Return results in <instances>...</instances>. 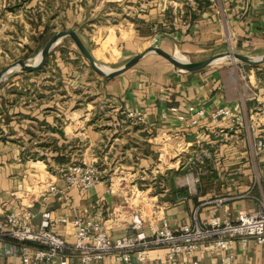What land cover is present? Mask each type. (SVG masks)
<instances>
[{"label": "crops", "instance_id": "0c3cea01", "mask_svg": "<svg viewBox=\"0 0 264 264\" xmlns=\"http://www.w3.org/2000/svg\"><path fill=\"white\" fill-rule=\"evenodd\" d=\"M47 1L50 0L31 2L33 6H44ZM93 1L97 2L75 0L69 4L79 8H90L95 4L101 8L136 9L138 5L140 8L144 5L140 3L142 0H100L98 4ZM55 2L59 4L58 0ZM148 7L158 9L155 16L126 20L127 29L124 35L121 34L123 37L119 38L116 50H108L105 55L102 52V59L89 50L94 59L103 65L106 64L104 60L109 59L131 60L153 46L156 35H162V51L179 57L178 46L186 61L192 63L226 53L222 22L211 0H149ZM225 10L236 54L263 56L264 0H225ZM170 11L171 16H166ZM41 21H35L32 34L38 43L46 46L54 35L51 37L42 30L44 23ZM140 27L148 30L150 35L141 34ZM66 39L38 70L16 71L0 87V198L3 212L19 213L26 209L36 225L46 210L57 218L104 220L128 202V210H140L144 227L148 229L159 226L162 220L177 228L190 223L195 214L200 220L212 217L226 220L239 212L258 210L257 203L246 197L232 199L221 206L206 204L220 198L243 196L251 190L253 178L245 158L241 132L231 128L228 122L215 127L207 118L199 126L189 127L170 109L177 108L181 115L187 116L190 106L212 112L218 107L235 105L239 95L236 71L244 78L249 106L262 109L264 64L239 63L237 70L231 64L225 67L217 64L185 72L160 55L150 54L126 73L110 80L101 76L98 80L87 76L75 62L66 64L68 59H79L73 48L68 53L71 58L62 54L69 50L64 45ZM28 43L29 39L25 37L24 45ZM82 76L84 78L80 80ZM126 111L140 113L144 123L129 122L123 114ZM177 147L188 149L191 154L200 150L213 154V160L205 164L207 174L193 188L183 185L181 178L184 175L171 179L162 177L163 174L160 177L154 175L160 148L172 152ZM98 161L106 168L114 166L115 170L128 171L126 178H116L111 191L107 181L87 192L65 190L60 176L66 166ZM178 162L174 164L178 166ZM260 166L264 169V158ZM183 172L175 171L174 174ZM142 173L148 174L147 178L139 177L142 185H147L143 194L148 187L152 186L151 190H154L153 185H157L156 195L145 196L138 189L136 177ZM128 176L136 179V183L128 189L118 187V181L127 180ZM54 184L61 190L58 195L49 193ZM252 193L258 195L257 190ZM140 197L142 200L136 201ZM56 231L72 242L70 227L58 226ZM126 231L127 225L120 223L111 233L117 236ZM12 245L11 240H0V264H20L19 256L10 253ZM227 256L231 257L230 261L225 260ZM70 264L80 263L72 259ZM100 264L123 263L108 257ZM128 264L172 263L165 258L164 251L158 249L149 253L146 262L139 263L132 258ZM176 264H264V245L249 241L243 248L237 243L228 251L218 250L213 254L204 245L191 255L180 256Z\"/></svg>", "mask_w": 264, "mask_h": 264}, {"label": "built area", "instance_id": "2783aa9c", "mask_svg": "<svg viewBox=\"0 0 264 264\" xmlns=\"http://www.w3.org/2000/svg\"><path fill=\"white\" fill-rule=\"evenodd\" d=\"M211 3L222 22L226 53L231 57L236 52L227 27L225 0H211ZM230 64L237 70L239 63L230 61ZM235 73L239 94L235 105L218 107L212 112L190 106L186 112L187 116L181 115L177 108H171L170 111L177 115L178 120L186 121L189 127L199 126L201 121L207 118L215 127H219L222 122H228L231 128L241 132L245 158L253 178L251 190L243 196L220 198L206 204L221 206L232 199L246 197L257 203L256 212H239L234 218L228 217L226 220L217 217L200 220L195 214L190 223L177 228H172L167 220H162L159 226H149L146 229L140 210H128L130 203L126 202V210L120 206L104 220L57 218L51 211L46 210L36 225L26 209L19 213L3 212V202L0 198V240L8 239L14 242L10 253L19 256L20 264H70L72 259H77L80 264H100L108 257L123 264H128L132 258L143 263L149 259L151 251L158 249L164 251V256L169 262L176 264L180 256L191 255L204 245H207L211 254L218 250L228 251L237 243L243 248L249 241L264 245V169L260 166L264 158V106L262 109L249 106L244 93V78L239 72ZM123 114L131 123H144V117L140 113L126 111ZM169 157L170 161L177 158L176 163L181 158L176 171L189 172L181 178L183 185L189 188H193L200 182V178L207 174L205 164L213 160V154L208 150L191 154L188 149L179 147L173 149ZM104 173L97 162L70 163L63 170L60 180L65 184V190L87 192L105 181ZM189 178L192 184L189 183ZM112 188L113 183H110V191ZM254 190H257L258 195L252 193ZM141 192L143 195V191ZM49 193L58 195L61 190L54 184L49 188ZM120 223L127 225V231L114 236L111 231ZM58 226L72 229V242L58 234ZM230 259L231 257L227 256L225 260Z\"/></svg>", "mask_w": 264, "mask_h": 264}, {"label": "rangeland", "instance_id": "374dc122", "mask_svg": "<svg viewBox=\"0 0 264 264\" xmlns=\"http://www.w3.org/2000/svg\"><path fill=\"white\" fill-rule=\"evenodd\" d=\"M22 1L23 0H0V72L5 67L18 60L28 59L35 56L43 48L44 45L38 43L34 34H32L36 20L39 22L43 20L44 24L41 25L42 30L45 29V33L47 32V35L51 37L58 31L74 29L86 45L87 49L90 50L95 55V57L101 58L100 56L102 52L105 55V52H108V50H116V47L120 42L119 38L123 37H121V34L124 35L127 29L126 20H138V16L149 19L155 16L154 13L158 10H152L148 7L149 0H142L140 3L143 2V8H140V5H138V9L119 6L101 8L96 7L95 4H93L94 6L90 8H79L75 4H69V1L75 0H58V5H56L55 0H50L47 1L44 6H33L31 2L32 0H29L26 3ZM65 1L68 3L65 4ZM95 3H100V0H97ZM170 14L171 11L168 12L166 16H171ZM75 20H80V22L77 23ZM139 32L143 35H150L148 34L149 31L144 27H140ZM25 37H28L29 39V45L27 46L24 45ZM64 45L67 49H69L68 51L62 53L66 58H71L68 54L71 52L70 48H73V50L76 52L75 54H78L79 56L78 60L73 59V61H71L68 59L66 64L75 62V64L81 67V71H84L87 76H92L93 79L101 80V75L96 73L91 68L88 60H86L79 53L78 49L70 38L66 39ZM127 60L129 59L127 58L125 60L119 61L112 59L104 60L106 62L104 65L114 69L123 65ZM54 64H56L55 61ZM227 64H230V62L221 63L219 66L225 67ZM83 76L80 78V80H83ZM170 151L171 149L167 150L166 148H160V152L157 156L160 161L158 164V169L154 170V172H157L154 175L160 177L161 174H163L162 177L171 179L173 177H181L188 174L189 172L185 171L178 175L174 174L177 168L174 162H176L177 158L170 161ZM161 153L162 157L160 158ZM98 165L104 170V180L107 181L108 184L114 183L116 178L120 176L125 177L126 173L128 172L121 169L115 170L113 168L114 166L106 168L105 165L99 161ZM147 175L148 174L142 173L138 174V177H136L138 178V188L141 191H143L147 185L143 186V181L140 182L139 177L144 176L147 178ZM128 177L130 180L132 178V182L129 180V178L127 180L120 179L118 181V187H126L128 189L132 187L134 183H136V179H134L132 176ZM133 180L135 181L133 182ZM151 187H148L149 190L144 192L143 195H148L149 197L156 195L155 193H157V185H153L154 190H151ZM157 191L159 190L157 189ZM139 200H142L141 197L136 201ZM136 201L131 200L133 203H136Z\"/></svg>", "mask_w": 264, "mask_h": 264}, {"label": "water", "instance_id": "95a60500", "mask_svg": "<svg viewBox=\"0 0 264 264\" xmlns=\"http://www.w3.org/2000/svg\"><path fill=\"white\" fill-rule=\"evenodd\" d=\"M66 38H70L76 48L78 49L79 53L90 63L92 69L104 77L106 80L113 79L117 76H120L127 71L131 70L135 66H137L143 58L150 54H157L172 63L174 66L180 67L185 72L197 71L202 70L217 64H221L222 62H230L234 61L235 63H245L250 65H259L264 64V55L260 57H251L241 54L234 53L232 55V59L228 53H222L216 56H212L211 58L199 62V63H192L186 60H181L176 55H169L161 50V43H162V35H156L155 41L156 43L142 52L139 55H136L131 60L126 62L120 67L117 68H109L100 62H98L94 57L91 55L87 47L85 46L84 42L78 35V33L74 30H66V31H59L48 41L46 46L35 56L30 57L28 59L18 60L7 67H5L0 72V87L4 84V82L9 78L10 74L18 71V72H32L38 70L42 67L50 54L58 47V45Z\"/></svg>", "mask_w": 264, "mask_h": 264}, {"label": "bare ground", "instance_id": "6f19581e", "mask_svg": "<svg viewBox=\"0 0 264 264\" xmlns=\"http://www.w3.org/2000/svg\"><path fill=\"white\" fill-rule=\"evenodd\" d=\"M177 53L179 54V56H180V58H181L182 60H187V58H186L183 54L180 53V51H179V49H178V46H177ZM230 58L232 59V56H231ZM224 62H225V61H224ZM224 62H222V63H224ZM188 181H189L190 184H192L191 178H189Z\"/></svg>", "mask_w": 264, "mask_h": 264}, {"label": "trees", "instance_id": "16d2710c", "mask_svg": "<svg viewBox=\"0 0 264 264\" xmlns=\"http://www.w3.org/2000/svg\"><path fill=\"white\" fill-rule=\"evenodd\" d=\"M29 0H23L22 2H24V3H26V2H28ZM19 5V4H18Z\"/></svg>", "mask_w": 264, "mask_h": 264}]
</instances>
